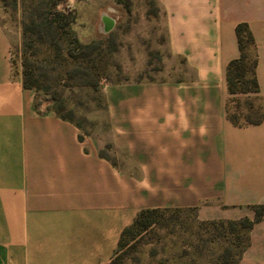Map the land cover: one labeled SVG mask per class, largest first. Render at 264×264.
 Listing matches in <instances>:
<instances>
[{
  "label": "crops",
  "instance_id": "crops-1",
  "mask_svg": "<svg viewBox=\"0 0 264 264\" xmlns=\"http://www.w3.org/2000/svg\"><path fill=\"white\" fill-rule=\"evenodd\" d=\"M176 78L104 85L116 158L24 87L0 21V264H109L122 230L147 207L198 218H253L264 203V119L234 123L232 104L264 114V0H158ZM250 26L259 90L231 94L236 25ZM236 264H264V219Z\"/></svg>",
  "mask_w": 264,
  "mask_h": 264
},
{
  "label": "rangeland",
  "instance_id": "rangeland-1",
  "mask_svg": "<svg viewBox=\"0 0 264 264\" xmlns=\"http://www.w3.org/2000/svg\"><path fill=\"white\" fill-rule=\"evenodd\" d=\"M46 5V0H0V21L13 35L16 64L22 63L24 14H35ZM66 5L76 15L73 30L90 43V50L79 68L74 57L83 51L77 52L72 43L55 41L39 46L35 59L41 73L39 107L45 110L61 99L82 136L94 139L100 153L114 159L117 153L109 142L104 85L176 78L182 62L167 51L158 0H67ZM105 17L113 20L109 30ZM82 71L88 76H81ZM246 105L232 104L238 121H245L246 114L259 117L257 110ZM158 219L130 238L118 251L119 259L115 263L111 259L109 264H233L243 245L242 232L238 242L228 223L202 220L196 209H164Z\"/></svg>",
  "mask_w": 264,
  "mask_h": 264
},
{
  "label": "trees",
  "instance_id": "trees-1",
  "mask_svg": "<svg viewBox=\"0 0 264 264\" xmlns=\"http://www.w3.org/2000/svg\"><path fill=\"white\" fill-rule=\"evenodd\" d=\"M66 1L67 0H46V9H39L32 15L24 14L22 23L23 51L21 73L24 87L31 88L35 91L34 106L39 112L43 113L52 110L62 119L75 123L70 110L67 111L65 109L61 99H55L52 105L45 110L40 109L38 101L41 73L39 72L40 70L38 71L36 60H38V48L42 43L47 42L49 46L55 41H58V43L62 41L72 43L77 52L83 51L82 54L74 57V61H78L80 64L79 68H83V61H85L90 50V43L82 41L73 30L76 15L71 9L66 8ZM235 30L239 46V55L231 59L226 67L228 90L231 94L257 92L259 90L256 76L258 57L253 32L246 22L238 23ZM80 73H83L81 76H88L87 71H82ZM246 104L249 110H257L259 112V117L256 119L250 118L249 115L246 114V122L254 123L264 119L261 108L256 105L254 101L248 100ZM229 116L234 123H239L235 112L230 111ZM76 125L78 126V124ZM80 138H82V135H80ZM100 154L103 156L105 155L103 153ZM249 206L254 211L253 218L244 216L238 219H216L221 224L228 223L230 225L232 231L237 235L238 242L242 239L241 232L244 234L243 245L238 251L236 259L232 261L233 264H236L240 260L244 250L248 247L250 243V230L254 224L264 219V203H255ZM168 208L182 207H147L141 209L133 222L122 230L118 241V247L112 257V261L115 263L116 260L119 259V257L116 256L118 251L127 244L130 238L135 237L159 221V212ZM188 208L195 209V207Z\"/></svg>",
  "mask_w": 264,
  "mask_h": 264
},
{
  "label": "water",
  "instance_id": "water-1",
  "mask_svg": "<svg viewBox=\"0 0 264 264\" xmlns=\"http://www.w3.org/2000/svg\"><path fill=\"white\" fill-rule=\"evenodd\" d=\"M104 21L106 23V29L109 30L112 28V25H113V20L109 17H105L104 18Z\"/></svg>",
  "mask_w": 264,
  "mask_h": 264
}]
</instances>
